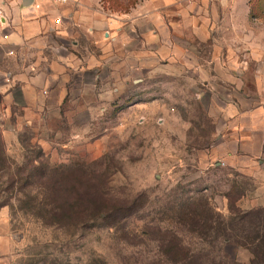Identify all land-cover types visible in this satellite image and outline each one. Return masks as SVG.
Wrapping results in <instances>:
<instances>
[{"label":"rangeland","instance_id":"rangeland-1","mask_svg":"<svg viewBox=\"0 0 264 264\" xmlns=\"http://www.w3.org/2000/svg\"><path fill=\"white\" fill-rule=\"evenodd\" d=\"M144 2H89L98 13L70 25H101L103 18L109 17L108 10ZM48 15L31 13V17L49 21ZM176 69L182 73L181 65ZM173 85L174 96L162 89L158 95L153 92L138 113L129 108L120 113L127 96L134 98V86L122 95L101 96L91 91L83 97H67L62 104L56 99L53 109L42 112L38 123L25 124L16 131L10 119L0 113V141L8 158L0 171V226L14 238L1 254L0 264H92L100 257L107 264H152L163 250L161 238H170V231L182 240V251L200 255L204 264H228L225 256L234 264H263L247 246L206 242L170 219V208L177 202L201 194L210 199L217 213L228 217L226 195L239 188L245 196L237 206L249 214L246 228L253 236L264 230V163L257 161L242 170L202 164L200 156L214 142V124L190 96L183 79H175ZM152 98L156 101L150 102ZM88 104L96 108L90 118L85 112ZM190 119L193 127L188 129ZM43 164L68 166L75 175H93L96 185L109 194L107 205H127L140 199L137 216L122 229L87 228L74 235L46 225L30 210L32 203L41 200L35 196L43 190V179L34 170Z\"/></svg>","mask_w":264,"mask_h":264},{"label":"crops","instance_id":"crops-1","mask_svg":"<svg viewBox=\"0 0 264 264\" xmlns=\"http://www.w3.org/2000/svg\"><path fill=\"white\" fill-rule=\"evenodd\" d=\"M95 1L55 6L41 0L36 10L26 0H0V113L11 128L38 123L56 99L62 104L91 91L122 95L134 86V98L127 96L120 113L142 112L148 95L160 89L173 95L174 80L181 78L215 128L201 163L239 170L264 163V23L252 20V0H145L108 10L101 25L73 28L74 21L98 13L87 5ZM58 15L61 27L53 23ZM95 109L88 104L89 118ZM4 228L0 258L14 242Z\"/></svg>","mask_w":264,"mask_h":264},{"label":"trees","instance_id":"trees-1","mask_svg":"<svg viewBox=\"0 0 264 264\" xmlns=\"http://www.w3.org/2000/svg\"><path fill=\"white\" fill-rule=\"evenodd\" d=\"M251 18L254 21L264 20V0L251 1ZM7 160L0 141V171L5 168ZM34 172L43 179L44 187L40 194L35 196L41 200L36 205L32 203L31 212L46 225L64 228L71 231L72 235L87 228H125L126 222L136 217L140 210L141 202L138 198L127 205L119 203L107 205L109 194L101 190L96 185L93 175L87 172L75 175L68 166L45 164ZM240 192L239 188H232L226 195L229 199L228 217L217 213L210 199L201 194L199 197L177 202L175 207L170 208L172 213L170 219L188 232L199 235V238L206 242H217L223 247L247 246L264 264V230L253 236L246 228L245 220L249 214H244L237 206V202L245 196V193ZM30 198L32 202L35 201L34 198ZM167 233L170 238L167 235L161 238L160 247L163 250L152 264H204L200 255L182 251V240L175 231ZM225 257L229 260L228 264H234L233 259ZM92 264L107 262L100 257L93 260Z\"/></svg>","mask_w":264,"mask_h":264},{"label":"built area","instance_id":"built-area-1","mask_svg":"<svg viewBox=\"0 0 264 264\" xmlns=\"http://www.w3.org/2000/svg\"><path fill=\"white\" fill-rule=\"evenodd\" d=\"M30 2V7L36 9V10H41L43 7V4H41V0H26ZM48 3L59 6V5H67L70 0H45ZM5 18V10H4V3L0 2V19ZM54 26L55 27H61L64 25V19L61 16H57L53 20ZM12 54V53H11ZM47 92H44V95H46Z\"/></svg>","mask_w":264,"mask_h":264},{"label":"water","instance_id":"water-1","mask_svg":"<svg viewBox=\"0 0 264 264\" xmlns=\"http://www.w3.org/2000/svg\"><path fill=\"white\" fill-rule=\"evenodd\" d=\"M25 5L28 6L29 5V2H26Z\"/></svg>","mask_w":264,"mask_h":264}]
</instances>
